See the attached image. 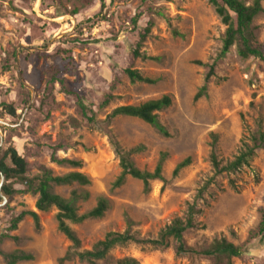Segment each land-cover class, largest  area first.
<instances>
[{"label": "rangeland", "instance_id": "obj_1", "mask_svg": "<svg viewBox=\"0 0 264 264\" xmlns=\"http://www.w3.org/2000/svg\"><path fill=\"white\" fill-rule=\"evenodd\" d=\"M240 1L250 5L253 0ZM262 7L252 29L264 47V1ZM224 31L208 0H0V103L19 108V118L0 114V147L11 145L23 154L30 175L42 165L53 175L79 171L89 177L84 187L52 185V192L63 198L73 189L87 192V199L76 202L78 214L94 207L99 197L107 200L102 217L68 223L80 240L79 251L90 249L108 232H123L126 218L140 237H156L174 218L184 216L198 189L213 177L198 203L196 226L184 235L186 244L204 247L224 238L245 252L233 264H264L259 235L264 144L248 165L232 174L213 176L209 160L214 151L224 164L245 144L251 146L259 131L264 133V61L240 58L235 46L217 59ZM134 49L145 57H134ZM64 55L71 59L62 61ZM212 63L213 75L205 81ZM50 67L60 69L58 75L92 110L91 126L78 113L74 95L58 84L44 92ZM127 67L153 83L131 82L123 71ZM203 85L204 94L194 100ZM165 95L171 105L157 114L167 137L137 118L109 116L115 107ZM60 139L71 147L57 156L80 160L79 168L50 162L45 144ZM111 140L124 150L139 147L131 160L143 171H153L166 154L162 178L152 180L147 193L131 177L113 186L120 168ZM187 157L190 164L173 176L175 166ZM0 198V234L17 236L2 238L0 250L32 255V260L15 264H86L76 258L58 262L70 243L56 228L55 208L37 211V196L30 193L11 198L0 193ZM23 210L37 213L38 228L25 216L9 232L10 219ZM123 257L139 264H212L210 259L177 256L172 247L133 243L111 249L98 263L113 264ZM0 264H6L1 255Z\"/></svg>", "mask_w": 264, "mask_h": 264}, {"label": "trees", "instance_id": "obj_2", "mask_svg": "<svg viewBox=\"0 0 264 264\" xmlns=\"http://www.w3.org/2000/svg\"><path fill=\"white\" fill-rule=\"evenodd\" d=\"M264 0H253L250 5H245L240 0H208L213 7L214 12L219 17L221 23L225 26L224 37L222 41L221 50L217 59L224 57L232 46H235L237 55L242 59L250 57L258 58L264 61V47L260 44L252 29L253 19L263 11L262 3ZM132 24H136V19L131 20ZM148 28L144 30V34L139 35V47L141 41L144 39ZM174 35H178L176 31ZM65 53V52H64ZM14 54V53H13ZM134 57H145L140 54L138 49L132 52ZM14 57V55H13ZM62 61L70 60V57L64 55L60 58ZM202 65L201 62H196ZM214 63L209 65V70L206 74L205 81L213 75ZM124 73L131 82L153 83V80L142 76L137 70L129 67L125 68ZM60 69L57 67H50L46 70L47 79L44 82V92L52 88L54 84H58L65 94L74 95L75 106L78 113L88 126L94 122V115L84 103L82 97L73 88H69L67 82L58 74ZM206 86L203 85L195 94L194 100H197L204 94ZM45 99V96L42 97ZM108 101L104 100L103 104ZM45 103L41 100V104ZM171 105V98L167 95L159 99L149 100L139 105H123L115 107L110 117L126 116L137 118L148 125L154 127L158 133L167 137L168 133L164 126L158 120V112L166 109ZM18 107L13 103H0V114L10 118H19L17 113ZM5 131V127H1ZM10 131H13L10 129ZM110 144L113 148L114 154L118 159L120 173L113 182V186L117 187L124 183L126 177L139 180L143 185V192L147 193L150 189V182L152 180L161 179L162 165L166 154L162 153L153 171H143L138 169L131 160V154L139 151V147L124 150L119 143L111 140ZM264 144V133L259 131L258 137L253 138L251 146L245 144L243 149L233 157L232 160L222 164L212 151L209 155L214 175L223 173L232 174L237 172L243 166L248 165L250 159L255 155L258 149H261ZM49 151V159L51 163L57 165H67L72 168H79L81 166L80 160L60 158L57 156L58 151H65L71 146L63 140H58L54 143L45 144ZM190 164V158L187 157L180 161L172 171L173 176H176L179 171ZM0 176L3 181L0 187V193L11 198L13 195L30 193L36 195L35 209L40 212H46L50 208L56 209L55 220L57 230L69 241L70 245L65 254L58 259L59 263L72 260L76 258L79 262L86 264H100L101 260H105L109 251L115 247H123L130 243L141 246H149L156 249H167L172 247L174 253L181 257H200L210 259L212 264H233V258H239L244 255L241 247L228 242L224 238L216 239L208 246L192 247L186 244L184 235L189 230L195 228V217L200 213L198 203L203 199V195L212 182V178L208 179L197 191L194 199L188 204L186 212L183 217L174 218L167 226L158 232L154 238L140 237L136 231H132V221L126 218V228L123 232H108L101 240L95 242L88 250L79 251L80 240L69 226L70 224H79L87 219H96L103 216L108 209V202L105 198L99 197L94 207L86 213L78 214L76 202L79 199H87V192H79L77 189L71 190L68 198H63L58 194L52 192V185L66 186L76 184L79 187L88 186L90 179L79 171H70L63 175H53L51 171L40 165L38 172L34 175L29 174V164L23 154L8 145L0 147ZM1 201V198H0ZM29 216L35 228H38V215L35 211L23 210L17 213L9 221L7 230L13 232L17 229L18 223L25 217ZM261 224H259V235L264 240V210H261ZM9 237L17 240V236L11 234H0V241L2 238ZM0 255L6 264H15L20 261L32 260V255L23 251H13L4 253L0 250ZM113 264H139V262L132 257H123L116 260Z\"/></svg>", "mask_w": 264, "mask_h": 264}, {"label": "water", "instance_id": "obj_3", "mask_svg": "<svg viewBox=\"0 0 264 264\" xmlns=\"http://www.w3.org/2000/svg\"><path fill=\"white\" fill-rule=\"evenodd\" d=\"M2 181H3V177L0 176V187H1Z\"/></svg>", "mask_w": 264, "mask_h": 264}]
</instances>
